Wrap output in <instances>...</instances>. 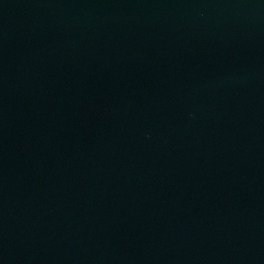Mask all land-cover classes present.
I'll return each mask as SVG.
<instances>
[{"label": "water", "instance_id": "obj_1", "mask_svg": "<svg viewBox=\"0 0 264 264\" xmlns=\"http://www.w3.org/2000/svg\"><path fill=\"white\" fill-rule=\"evenodd\" d=\"M0 264H264V0H0Z\"/></svg>", "mask_w": 264, "mask_h": 264}]
</instances>
